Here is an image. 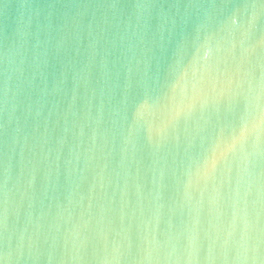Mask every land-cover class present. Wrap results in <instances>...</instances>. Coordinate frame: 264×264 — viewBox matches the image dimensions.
I'll return each mask as SVG.
<instances>
[{"label": "water", "instance_id": "95a60500", "mask_svg": "<svg viewBox=\"0 0 264 264\" xmlns=\"http://www.w3.org/2000/svg\"><path fill=\"white\" fill-rule=\"evenodd\" d=\"M262 57L264 0H0V264H264Z\"/></svg>", "mask_w": 264, "mask_h": 264}, {"label": "snow or ice", "instance_id": "6c2138e0", "mask_svg": "<svg viewBox=\"0 0 264 264\" xmlns=\"http://www.w3.org/2000/svg\"><path fill=\"white\" fill-rule=\"evenodd\" d=\"M113 7H116V5H112ZM137 8H143L144 5L137 4L135 5ZM262 62H264V57H262ZM264 83V82H262ZM261 99L264 100V95L261 96ZM204 108L205 106H201ZM227 112H231V108L227 110ZM227 112L221 117V119L226 120L227 119ZM211 119V116H210ZM235 139V138H234ZM232 147H235V144L233 143L231 145ZM251 155V154H250ZM260 156L262 160V164H264V140L261 142V150H260ZM262 200H264V194H262ZM193 243L195 241L193 240ZM228 241L225 240L222 243L219 242V240H211L208 247L205 249L203 245H200V247L197 249L198 253H204L207 257L206 264H216V260L219 256H226L228 255L230 249L227 247ZM240 249H237L239 251Z\"/></svg>", "mask_w": 264, "mask_h": 264}]
</instances>
